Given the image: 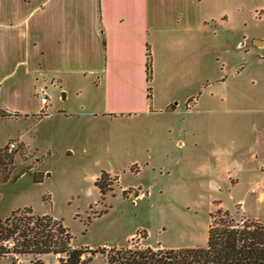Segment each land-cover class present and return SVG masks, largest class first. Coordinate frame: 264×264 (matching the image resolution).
<instances>
[{
    "label": "crops",
    "instance_id": "1",
    "mask_svg": "<svg viewBox=\"0 0 264 264\" xmlns=\"http://www.w3.org/2000/svg\"><path fill=\"white\" fill-rule=\"evenodd\" d=\"M207 1L0 0V83L57 84L62 100L82 98L80 116L167 117L168 175L183 168L199 189L230 197L243 189L262 202L264 180H254L249 164L264 166V54L252 57L261 69L256 76L237 77L231 64L238 46H208V34L217 35L218 22L229 17L208 14ZM254 45L264 49L262 40ZM38 111L39 103L17 113ZM240 113L250 116L247 126L235 121ZM243 202L233 203L232 213L220 202L214 210L261 220L248 216Z\"/></svg>",
    "mask_w": 264,
    "mask_h": 264
},
{
    "label": "rangeland",
    "instance_id": "2",
    "mask_svg": "<svg viewBox=\"0 0 264 264\" xmlns=\"http://www.w3.org/2000/svg\"><path fill=\"white\" fill-rule=\"evenodd\" d=\"M207 2L208 14L229 17L228 24L218 22L222 28L217 35L208 34V46L224 49L228 42L237 45L238 55L231 64L233 69L238 68L237 77L256 76L261 69L252 57L256 52L264 54V49L256 50L254 45V40L264 41V0H218L217 6L211 0ZM0 85V106L6 107H0V112L5 113L0 116V149L10 142H19L14 153L0 152V219L15 210L31 208L36 216L62 220L73 246L90 249L137 245L166 249L204 247L210 214L218 202L232 213V204L242 199L248 216L264 220V201L245 195L243 189L230 197L226 192L199 189L196 182L183 175V168L181 173L168 175L165 156L171 143L167 133L169 118L80 116L77 114L82 98L71 93L67 101L62 100L63 91L57 84L38 79L35 88L32 82L18 87L3 80ZM40 86L47 87L51 116L16 117L15 112L9 111L22 113L37 108L34 92L37 96ZM234 118L244 126L250 121L248 114L240 113ZM156 126L158 134L153 133ZM156 145L159 150H154ZM249 166L254 169V180L260 181L264 166L260 169L259 163L251 162ZM102 172L109 174L110 185L104 196L95 186ZM116 176L118 182L114 180ZM38 180L41 181L36 183ZM125 187L123 194L121 189ZM260 190L264 192V185ZM229 220L233 225L255 221L238 214L229 215ZM57 258L46 255L33 260L6 255L0 257V264H58ZM105 261L104 256L97 254L89 264Z\"/></svg>",
    "mask_w": 264,
    "mask_h": 264
},
{
    "label": "trees",
    "instance_id": "3",
    "mask_svg": "<svg viewBox=\"0 0 264 264\" xmlns=\"http://www.w3.org/2000/svg\"><path fill=\"white\" fill-rule=\"evenodd\" d=\"M147 75L149 80V54ZM13 115L20 116L17 112ZM0 116H5V113L0 112ZM117 178L114 177V180ZM107 180L109 174L102 172L95 182L101 196L110 190ZM228 217L229 214L220 209L210 215L208 240L204 247L166 249L121 246L90 249L73 246L72 236L62 220L48 215L36 216L31 208L18 209L4 220L0 219V257L28 256L37 260L53 255L58 257V264H89L97 254H101L105 257V264H264V220L233 225L231 220L227 221Z\"/></svg>",
    "mask_w": 264,
    "mask_h": 264
},
{
    "label": "built area",
    "instance_id": "4",
    "mask_svg": "<svg viewBox=\"0 0 264 264\" xmlns=\"http://www.w3.org/2000/svg\"><path fill=\"white\" fill-rule=\"evenodd\" d=\"M37 100L39 103V111L37 112V116L40 118H46L51 116L49 113L48 107L50 104L49 101V93L46 86H40L38 88V94H37ZM19 148V142H10L7 144V146L4 148V152L6 154H11L17 151ZM262 178L264 180V168L261 170ZM138 246V245H137Z\"/></svg>",
    "mask_w": 264,
    "mask_h": 264
}]
</instances>
